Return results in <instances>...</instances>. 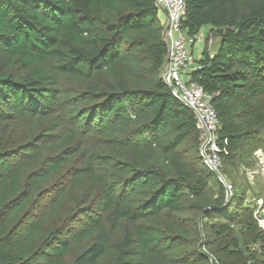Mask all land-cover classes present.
<instances>
[{
    "label": "trees",
    "instance_id": "1",
    "mask_svg": "<svg viewBox=\"0 0 264 264\" xmlns=\"http://www.w3.org/2000/svg\"><path fill=\"white\" fill-rule=\"evenodd\" d=\"M183 1L219 41L190 76L232 197L161 79L155 0H0V264H264L238 173L264 153V0Z\"/></svg>",
    "mask_w": 264,
    "mask_h": 264
},
{
    "label": "built area",
    "instance_id": "2",
    "mask_svg": "<svg viewBox=\"0 0 264 264\" xmlns=\"http://www.w3.org/2000/svg\"><path fill=\"white\" fill-rule=\"evenodd\" d=\"M155 2L159 12H162L166 18L163 26L166 55L161 79L170 89L172 96L193 114L196 128L200 132L198 157L223 186L225 200L228 201L233 195L234 186L226 179L223 172L227 141L220 142L218 139L219 122L210 105L212 97L192 82L190 76L195 69L191 48L200 42V37L197 35L188 38L181 29V21L186 11L183 0H155ZM208 47L210 49V46ZM261 227L264 231V223H261Z\"/></svg>",
    "mask_w": 264,
    "mask_h": 264
},
{
    "label": "rangeland",
    "instance_id": "3",
    "mask_svg": "<svg viewBox=\"0 0 264 264\" xmlns=\"http://www.w3.org/2000/svg\"><path fill=\"white\" fill-rule=\"evenodd\" d=\"M162 26L165 24L163 23ZM201 33L199 34L200 42L195 44L196 46L194 45V50L191 48L195 61L200 59L205 44L210 46L211 53H215L219 49V41L215 36L208 35L207 30H203ZM198 46H201V50H196ZM249 162H252V166L241 165L238 168V173L245 188L244 203L248 208H254L258 224L262 229L261 223H264V153L262 150L255 151Z\"/></svg>",
    "mask_w": 264,
    "mask_h": 264
},
{
    "label": "crops",
    "instance_id": "4",
    "mask_svg": "<svg viewBox=\"0 0 264 264\" xmlns=\"http://www.w3.org/2000/svg\"><path fill=\"white\" fill-rule=\"evenodd\" d=\"M158 18H159V20H160V22H161L162 25H163V23L164 24L166 23L165 15L162 12H159ZM194 47L192 48L193 50H194ZM196 50H201V46H198ZM212 54H214V52Z\"/></svg>",
    "mask_w": 264,
    "mask_h": 264
}]
</instances>
